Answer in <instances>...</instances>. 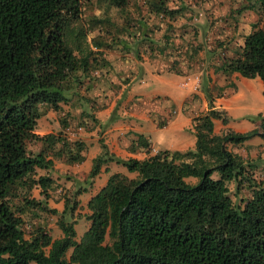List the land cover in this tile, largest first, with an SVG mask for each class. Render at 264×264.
I'll list each match as a JSON object with an SVG mask.
<instances>
[{
	"label": "trees",
	"instance_id": "1",
	"mask_svg": "<svg viewBox=\"0 0 264 264\" xmlns=\"http://www.w3.org/2000/svg\"><path fill=\"white\" fill-rule=\"evenodd\" d=\"M105 1L119 8L128 2ZM252 1L258 12H264V0ZM89 2L0 0V264L30 260L35 264H264V185L252 174L257 159L244 160L226 146L240 144L254 133L264 138V116L259 131L214 132L213 119L225 123L226 116L214 107L212 90L206 85L207 109L191 117L195 136L191 150L149 152V140L136 133L130 148L144 150V156L120 158L105 151L92 158L88 178L107 159L133 174L109 173L87 198L83 216L89 222L78 239L72 212L80 188L70 196L64 193L55 220L58 236L43 224L25 235L21 214L31 213L39 202L29 196L31 187L38 185L46 195L52 182L47 173L35 175L36 169L50 168L52 156L68 164L83 159V141L60 132L37 134L34 129L41 105L57 110L69 91L80 88L78 83L84 80L91 87L99 68L108 63L103 52L87 44L101 45L97 36L86 38L93 21L84 23L80 13ZM144 2L149 11L161 15L176 12L167 0ZM144 29L146 35L150 28ZM214 70L257 76L264 95V23L253 22L238 50ZM165 121L158 118L157 124ZM59 122L63 128L67 117ZM32 140L40 142L37 150L29 149ZM229 180L247 186L249 193L241 205L228 195Z\"/></svg>",
	"mask_w": 264,
	"mask_h": 264
},
{
	"label": "rangeland",
	"instance_id": "2",
	"mask_svg": "<svg viewBox=\"0 0 264 264\" xmlns=\"http://www.w3.org/2000/svg\"><path fill=\"white\" fill-rule=\"evenodd\" d=\"M166 3L169 7L176 9V12H174L172 16L161 15L160 13L149 11L144 0H128L127 4L122 8L108 4L105 0H92V2L83 4L80 13L82 21L84 23H89L90 19L93 21V28L87 33L86 38L88 40L90 39V35L97 36L101 45L94 44L92 41H89L87 44L91 49L103 52V57L111 63L109 64L110 68L108 72L112 73L111 68L116 67L117 71L113 74H119L118 80L122 83L120 84L118 81L110 80V74V76L107 75L108 77L106 80V73H99L97 80L89 88H87L84 80L81 81L78 83L80 88H78L77 91L76 89L69 91L68 99L59 102V108L57 110L49 106H40L41 114L36 119L34 131L37 134L45 132L58 134V132H60L62 135L68 136L69 134L65 127L68 126L70 132L74 131L77 125L76 117L80 110L82 116L80 122L84 129L90 128V121L93 120L95 122V118L99 120V123H97L98 127H93V134L91 133L92 136H96L97 138L99 135L98 133H101L104 128H107L105 127L107 119L109 122L112 121L111 117L106 118L101 115L102 111L99 107L104 108L109 106L110 103H114V106L118 107L115 108L116 110L122 109V107L128 108L133 102H136L139 104L142 103V105L148 104L149 109H151L148 111L149 113L151 112V114L145 117L146 120L140 127L142 133L149 136V152H153L160 148H168L180 152L191 150L194 145L195 136L192 123L190 126L191 121L188 114H191L192 117L195 114L203 112L206 106L202 103L201 95L195 94L191 89L195 74H199L201 77L199 84L200 89L203 83L212 85L211 80L215 78L214 71L212 70L214 66L223 59L232 56L234 54L233 51L238 50L236 39L232 40V37L228 40L226 39L229 35L223 39L215 38L210 35L212 33L214 34L215 25L217 27L221 26V24L215 20L216 16L214 18V14H216L217 11L227 12L229 10L227 14H221V16H224L223 22L225 24H231L233 20H235V22L238 20L239 15L237 14L239 11L247 8L252 11L254 15L256 13L255 22L262 25L264 23V12H258L257 4L252 0L249 2L246 0H167ZM247 26L250 28L251 24H247ZM135 27H137L138 30ZM144 27L150 28L146 30V35L144 34ZM245 28L242 27L241 31ZM150 37L151 39H155L152 41L160 40V57H163L165 61L167 60V56H163L165 47H167L166 49L168 50V48L175 47L176 43L185 46L188 41L191 40L200 42L202 46L196 45L195 47L197 48L198 54L202 56L201 60L204 62L202 64H206L207 73L203 74L202 70L196 69L195 66L190 68V52L188 50L186 51V49H180L176 53L178 49L176 47L173 48L175 51L173 57L175 63L172 64L173 70H163V75L156 79H153L150 75H145L142 80H140L138 74L134 70L130 72L131 69L137 65L135 62L133 63L131 57L138 55V57L141 58L142 55L139 52L142 50L148 57V63L151 64V61H153L157 55H148L147 51L149 49H145L148 45L145 46V40ZM225 40L227 41L225 45L222 46L221 44ZM206 44L215 45L210 49ZM227 44L235 47L230 48L233 54L229 52V46ZM198 54L197 56H199ZM120 57L124 64L117 67L115 64L117 60L114 59ZM123 59L125 61H123ZM210 70L213 72H210ZM182 81H186V83L181 84ZM234 84H236L237 89L235 95L228 96L227 102L221 103L227 123L222 125L223 123L221 120L216 118L217 120H215L213 131L220 133L226 130L225 127H229L235 131L250 129L259 131L263 124L262 117L264 116L263 85L260 79L257 76H237L235 81H231V83L226 85L234 87ZM71 86L74 87L73 83H71ZM120 88L122 92H119ZM137 89H140V91H137ZM213 94V100H215V96H220L221 89H216ZM166 99L168 103H172V105L166 104L165 108L167 111L158 114L159 110L157 106L165 102ZM90 103L96 104L97 106L92 107ZM115 110L114 112H116ZM155 112L158 118L167 119L165 125L157 126L152 120V116L156 115ZM63 116L67 117L68 123L61 128L62 126H60L59 119ZM119 116L120 120L124 121V123L130 122L138 129V116L130 115L129 112L124 114L119 113ZM220 129L221 131L219 132ZM101 137L102 138H97L96 140H91V142L86 141V149H84L86 151V157L79 166L77 164H65L63 158L60 159L52 156L53 162L50 168L36 169L35 175L47 173L52 178V182L46 190V195L40 192V187L38 185H34L30 189L29 196H31L34 201L38 200L39 202L35 210L31 209V213L26 210L21 214L25 221L24 232L26 236L30 234V229L34 228L37 224L45 225L46 229L51 231V235L56 236L59 229L55 220L57 213L62 208L65 199L64 193L70 196L73 190L80 188V192L77 194L79 198L78 203L72 212L73 216L77 218L74 223V229L75 238L78 239L89 222V220L83 216L87 211L85 200L88 196L98 189L105 181L107 175L111 172L118 171L127 175L133 174L128 171L123 164L113 160L112 163L107 162V167L102 165L98 173L88 179V172L92 163V159L90 158L91 154H93L94 151L97 153L100 151L99 153L102 154L106 149L102 142L105 135ZM226 146L229 150L242 156L244 160L248 158L251 160L257 159V166L252 174L255 178H261L262 184L264 185V138L258 133H254L240 144L227 143ZM28 147L32 151L37 150L40 147V142L32 140L28 143ZM137 151L138 152H135V157H142L145 155L144 150L138 148ZM212 176L216 177L217 172H213ZM185 178L187 180H193L191 177ZM242 182L244 183V181ZM226 185L228 188V195L233 203L241 205L243 199L249 193L247 186L245 184L236 186L233 180L227 181ZM51 208H54L56 212L50 211ZM77 213L79 214L78 217ZM68 251L69 249L67 252ZM28 263L35 264L32 260Z\"/></svg>",
	"mask_w": 264,
	"mask_h": 264
},
{
	"label": "crops",
	"instance_id": "3",
	"mask_svg": "<svg viewBox=\"0 0 264 264\" xmlns=\"http://www.w3.org/2000/svg\"><path fill=\"white\" fill-rule=\"evenodd\" d=\"M227 12L226 11L225 12L217 11L216 14H214V18L216 16L215 20L218 23H220L221 26L217 27L215 25L214 26L215 27L214 28V34L212 33L210 35L215 37V38H220V39L226 38V36L229 35L226 39L228 40L231 37H232V40L236 39L237 40L236 41V45H237V48H239V45L241 44L240 41L242 40L243 35L245 33H247L248 30L250 29L249 26H247V24H252L253 22L256 21V18H255L256 13L254 15L252 11H250L247 8H244V9L240 10L239 13L237 14V15H239V17H238V20L236 22H235V20H233V22L231 24H225L223 22V17L224 16H221V14H227ZM220 19H222V20H220ZM245 26H246V28H245ZM242 27L245 28V29L241 31ZM234 37H236V38H234ZM152 40H155V39H151V37H150V38L145 40L146 41L145 46L148 44L147 47L145 48V49H149L147 51L148 55H150V54L157 55L156 58H154V60L151 61V64L148 63L149 62L147 60L148 57H147V55H145L142 52V50L139 52L142 55L141 58L138 57V55L135 56V57H131V60L133 61V63L135 62L137 65H136V67H133V69H131L130 72H132V70H134L138 74V77H139L140 80H142V78L145 75H147V76L150 75L151 77H153V79H156V78L161 77V75H163L162 74L163 70H173L172 64L175 63L174 58H173L174 54H175V51H174L173 48H176V47L178 48L176 50V53L180 49H186V51L188 50L190 52L189 53V58H190L189 67L190 68L195 66L196 69L202 70L203 74L207 73L208 70L206 69V64H204V65L202 64V63H204L201 60L202 56H200V54H198L197 48L195 47L196 45H201L200 42H196V40H194V41L191 40V41H188V43L185 46H181V45H179L180 43H176L175 47L168 48V50L166 49L167 47H165L164 50H163V52H164L163 56H167V58H166L167 60L165 61V59L163 57H162L163 59L160 57L161 56V49L159 48L160 40H156V41H152ZM227 40H225L221 45L224 46L225 42ZM202 43H203V41H202ZM189 45H190V50H189ZM214 45L215 44H213V45L212 44L211 45L206 44V46L208 48H210V49ZM230 48H235V47H233L232 45L229 46V52L232 53V50ZM165 52H166V54H165ZM234 52L235 51H233V53ZM197 54L199 56H197ZM114 60H117L116 63H115L117 67H120L122 64H124V62H122L121 57L120 58H115ZM123 61H125V60L123 59ZM109 64H111V63L108 62L106 65L100 67L99 68L100 73H106L105 74L106 80H107V77H108L107 75L110 74L111 75V79L110 80L120 82V80H118V77L120 75L119 74H117V75L113 74L114 72L117 71L116 67L115 68H113V67L111 68L112 73L108 72V70L110 68ZM201 65H203V66H201ZM212 70L214 71V75H215V78H212V80H211L212 85H207V84L203 83V88L200 89L199 84H200L201 77L199 76V74H195V77H194V79L192 81L191 89H192V91L195 94L201 95L202 103H203V105H206V96H205V93H204L205 85L208 88L210 87V90H212V96L213 97H214L213 92L216 89H218L217 87L223 86V88L221 89L220 96L219 97L215 96V98H214L215 100H212V102H214V104H213L214 107L219 108V109L220 108L223 109L222 106H221L222 105L221 103H226L227 100H228V96H234L236 91H237L236 84H234L235 85L234 87H229L226 84L231 83V81H235V78L237 76H240V75L237 72H234V71L231 72V73L224 74V73H222L219 70H214V69H212ZM212 70H210V72H213ZM124 71H126V70H124ZM129 79H128V81H129ZM121 83L122 82H120V84ZM184 83H186V81H184ZM213 87H215V88H213ZM137 91H140V89H137ZM119 92H122L121 88H120ZM142 94H144V93H142ZM166 104L167 105L169 104L167 99H166L165 102L160 103L157 106V109L159 110L158 114H162V113L167 111V109L165 108ZM169 105H172V103L169 104ZM90 106L96 107L97 105L90 103ZM115 108H118V107H115L114 103H110L109 106H106L104 108L99 107V109H101V111H102L101 115L105 116L106 118L111 117L112 121L109 122L108 119H107V121L105 123V127H107V128H104L101 133H98L99 135H98L97 138H102L101 136L105 135V138L102 139V142L104 143L105 148H106L105 151H107L108 153H112V155L114 157L126 158L127 156H136L135 152H138L137 151L138 147L135 146L134 149H131L130 147H131V144L134 143V139H135L136 133H141L145 138H147L149 140V136L148 135H144L142 133L140 127H141V124L146 120L145 117H148L151 114V112L150 113L148 112L151 109H149L148 104L142 105V103L139 104V103H136V102H133L128 108H123L122 107V109L120 108V109H116V110H115ZM206 109H207V107L205 106L203 110H206ZM114 110L116 112H114ZM126 112H129L130 115L138 116V118H139V120H138V123H139L138 124V129H137V127L135 125L131 124L130 122L129 123L128 122L124 123V121L120 120L119 113L124 114ZM155 114H156V112H155ZM188 116H190L189 119L191 121V114H188ZM157 118H158L157 114L155 116H152V120L156 123L157 126H159L157 124ZM81 119H82V116H81V112L79 110V114H77V117H76L77 125L74 128V131L70 132L68 126L65 127L66 131L69 134L66 137L68 139H79V140L83 141L84 149H86V144H85L86 141L87 142H91V140H96L97 139L96 136L95 137L92 136L91 133L93 132L92 131L94 129L93 127H95V128L98 127L97 123H99V120H97V118H95V122L93 120L90 121V128L89 129H84L81 126V122H80ZM165 120H166L165 123L161 124L160 126L166 124L167 119L165 118ZM215 120H217V119L216 118L213 119V127L215 126ZM226 123H227V121H225V123H223L222 125H225ZM190 126H191V122H190ZM225 128L227 129L229 127H225ZM139 130H140V132H139ZM220 131H221V129L219 130V132ZM236 131H239V130H236ZM240 131H243V130H240ZM84 149L81 151V153L83 155V159L80 162L72 163V164H77L78 166L80 165V163L86 157V151ZM98 153L94 151L93 154H91L90 158L92 159L94 156L98 155ZM48 156H50V155H48ZM112 161H113V159H107L105 162H103L104 164L101 163L99 170L101 169L102 165L107 167V162L112 163ZM65 164H68V163H65ZM86 172H87V170H86ZM77 198H78V196H77ZM86 200H85V202H86ZM80 202H81V200H80ZM76 220H77V218H76ZM59 234L60 233L58 232V234L56 236H58Z\"/></svg>",
	"mask_w": 264,
	"mask_h": 264
},
{
	"label": "built area",
	"instance_id": "4",
	"mask_svg": "<svg viewBox=\"0 0 264 264\" xmlns=\"http://www.w3.org/2000/svg\"><path fill=\"white\" fill-rule=\"evenodd\" d=\"M181 84H184V81H182Z\"/></svg>",
	"mask_w": 264,
	"mask_h": 264
}]
</instances>
